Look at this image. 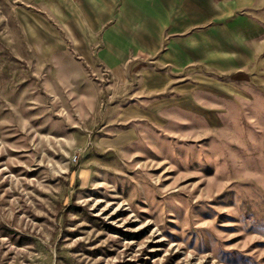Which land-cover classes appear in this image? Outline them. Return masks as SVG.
I'll return each instance as SVG.
<instances>
[{"label":"rangeland","instance_id":"374dc122","mask_svg":"<svg viewBox=\"0 0 264 264\" xmlns=\"http://www.w3.org/2000/svg\"><path fill=\"white\" fill-rule=\"evenodd\" d=\"M232 18L149 92L0 0V264H264V0Z\"/></svg>","mask_w":264,"mask_h":264},{"label":"crops","instance_id":"0c3cea01","mask_svg":"<svg viewBox=\"0 0 264 264\" xmlns=\"http://www.w3.org/2000/svg\"><path fill=\"white\" fill-rule=\"evenodd\" d=\"M252 1L45 0V8L87 64L79 61L83 69L124 82L138 76L147 91L157 92L166 90L172 74L198 62L218 66L211 32L225 37L234 26L235 5ZM50 44L49 50L62 52L65 41L59 36Z\"/></svg>","mask_w":264,"mask_h":264}]
</instances>
